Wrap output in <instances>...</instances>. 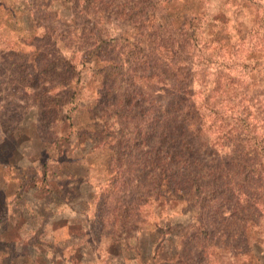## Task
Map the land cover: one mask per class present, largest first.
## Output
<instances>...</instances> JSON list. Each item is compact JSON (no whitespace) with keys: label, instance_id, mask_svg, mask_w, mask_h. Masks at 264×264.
Returning a JSON list of instances; mask_svg holds the SVG:
<instances>
[{"label":"rangeland","instance_id":"rangeland-1","mask_svg":"<svg viewBox=\"0 0 264 264\" xmlns=\"http://www.w3.org/2000/svg\"><path fill=\"white\" fill-rule=\"evenodd\" d=\"M183 65L204 159L226 168L242 156L212 110L243 113L263 148L243 176L264 199V0H0V264L264 262V206L237 221L245 236L231 226L225 251L200 255L196 194L149 168L158 142L147 134Z\"/></svg>","mask_w":264,"mask_h":264},{"label":"trees","instance_id":"trees-1","mask_svg":"<svg viewBox=\"0 0 264 264\" xmlns=\"http://www.w3.org/2000/svg\"><path fill=\"white\" fill-rule=\"evenodd\" d=\"M139 22L140 24L144 23L143 17L135 16V23ZM186 34L184 35L186 36L184 44L179 42L177 45V48L183 52L186 49L185 47L189 45V40L195 36V31L192 34L188 32ZM173 61L169 63L171 69L174 68ZM178 70L181 71L180 74L168 78L169 90L167 91L172 94L170 106L163 115L154 117L153 123H151L152 127H150L147 134L158 142L151 145L150 153L154 160L150 162L149 168L155 171L156 178L164 176L167 185L178 184L187 191H193L196 194L201 221L200 226L196 228L195 233L191 236V240L195 239L196 244L201 248V251L197 254L203 255L210 252L211 255H214V253H211L212 249L206 252L207 249L219 247L221 251H225L229 247L231 226L240 228L239 236L244 235L245 227L238 225L237 221L248 222L249 217H246L244 213L249 212L251 216L258 215V207L264 206V199L256 195L259 187H256L258 189H255L253 193L249 192L248 178L246 179L243 176L248 171H251L254 175L258 172L259 161L257 155L259 154L258 151L263 148L259 147L256 142H251L253 139L247 140L245 134L248 130L245 125L247 122L243 118V113L238 111L239 115L236 118L230 117L229 112L226 111L224 114L219 115L212 110L217 108L215 101L214 104L208 105V107L211 106L210 109L215 116L212 119V125L218 120L219 123L216 128L219 130V134L226 140V144L230 142L233 145L235 153L242 156L227 162L225 164L226 168L210 166L209 162L211 160L204 159V156H210L211 153L205 140V127L201 123L203 118L200 111L201 106L197 107L191 91L193 81L190 79L191 75L187 65H183V68ZM224 94V100L229 105L232 101L231 97H228L230 93L226 91ZM154 99L160 101L163 97L157 96ZM224 116L226 118H223ZM229 121L234 123L231 125ZM140 126L138 124L135 127V139L145 137L147 132L144 133ZM138 145L142 146L143 143L140 142ZM225 147L228 148L229 146ZM245 150L252 153L254 157L244 155ZM230 203L234 205V208H232L233 213L224 216V210ZM217 222L222 223L220 225L222 227L221 231H219L220 227H218ZM229 228L231 232H229ZM221 232L222 237L220 236ZM214 238L219 240L215 241ZM256 260L257 262L250 261L249 264H264L259 258Z\"/></svg>","mask_w":264,"mask_h":264}]
</instances>
